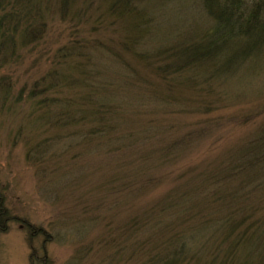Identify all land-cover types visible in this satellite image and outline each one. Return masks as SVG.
<instances>
[{
    "label": "rangeland",
    "instance_id": "1",
    "mask_svg": "<svg viewBox=\"0 0 264 264\" xmlns=\"http://www.w3.org/2000/svg\"><path fill=\"white\" fill-rule=\"evenodd\" d=\"M138 1L151 12L152 24L132 48L137 56L148 52L141 55L140 67L149 69L155 81L124 84L113 98L125 96L135 105L120 113L121 125L114 129L115 134L130 135L131 159L120 157L123 150L118 147L98 146L86 154L80 143L67 147L66 136L57 137V130L46 122L55 116L52 107L57 101L85 92V87L77 95L60 84L50 87L57 85L52 75L61 69L59 64L69 62L58 59L60 49L76 44L84 52L82 57L90 54L93 66L102 61L104 68L107 64L116 70L130 57L132 50L123 46L119 23H103L99 18L103 0H73L66 13L57 11L54 0H43L42 36L22 49L19 57L9 55L0 62V84L6 90L4 96L0 92V198L7 216L0 225V264H146L163 254L162 248H169L166 240L171 239L170 232L146 228L158 215L146 208L169 198L184 179L193 177L198 186L201 180L207 182L206 174L218 169L227 154L264 125V51L216 80L197 82L189 90L169 89L146 65L158 60L151 50L197 36L211 21L199 0ZM114 52L122 54L116 57ZM36 82H44L51 91H31ZM169 94L187 101L178 107L163 97ZM179 140L182 150L172 148ZM167 146L174 151L162 161L160 157L170 151ZM156 161L161 165L146 170L154 180L145 185V174L139 175L141 163L150 162L149 166ZM129 180L135 185L132 201L124 199L112 206L119 198L114 186ZM136 215H141L138 232L143 234L140 241L131 242L116 226L126 225ZM132 245L145 249L146 255H138Z\"/></svg>",
    "mask_w": 264,
    "mask_h": 264
},
{
    "label": "trees",
    "instance_id": "2",
    "mask_svg": "<svg viewBox=\"0 0 264 264\" xmlns=\"http://www.w3.org/2000/svg\"><path fill=\"white\" fill-rule=\"evenodd\" d=\"M5 1L6 4L3 5ZM52 1L49 0V3ZM72 1L54 0V4L57 11L66 13ZM136 1L103 0L99 16L103 23H119L123 33V46L128 52L132 50L129 52L130 57L124 62L125 65H121V70L104 64L106 70L102 61L96 63L98 66H93L91 61L89 62L90 54L88 58L82 57L84 52H81V47L76 44L60 49L58 59H68L69 62L59 64L61 69L52 75L57 85L51 83L50 87L63 85L67 91L74 90L76 95L80 88L85 87V92L80 93L79 97H64L57 101L55 107L49 105L48 107L55 110V116L46 122L49 128L57 130V137L60 134L66 136L67 147L80 143L81 152L84 154L90 149H99L98 146L108 147L109 150L112 146L111 148L118 147L123 150L120 157L131 159L133 155V151L127 149L132 146L130 135L121 131L115 134L114 129L121 125V117L118 116L135 105L129 104V98L125 96H121L119 100L113 98L124 84L141 86L155 81L154 78L151 79L149 69L144 67V71L143 67H140L143 65L142 56L149 55L148 52H139L140 55L137 56L132 48L140 37L148 34L152 24L151 12ZM199 1L211 21L209 26L197 36L176 40L151 50L158 60L146 64L155 70L158 79L164 81L169 89L177 87L182 91L180 86H184L189 90L190 87L195 88L197 82L205 84L216 80L226 73L239 70L248 60L259 58L264 51V0ZM0 2V62L3 63L9 55L19 57L22 49L42 36L46 15L43 0ZM114 54L120 57L122 53ZM72 83L74 85H71ZM44 90L51 91L44 82H36L31 89ZM5 91L4 85L0 84L3 96ZM163 97L175 101L178 107L187 101V98H184L183 102L176 94ZM39 105L46 107L42 102ZM145 140L148 141V138ZM181 145L182 141L179 140L177 146L171 147L182 150L184 146ZM167 148L170 151H165L160 157L162 161L174 151L168 146L165 150ZM148 164L150 162L146 165L145 162L143 165L141 163L140 167L139 175L145 174V185L154 180L146 170H149L150 166L157 168L161 165L157 161L147 166ZM218 166V169L206 174L208 180L204 182L205 185L204 180H201L202 185L198 186L195 179L189 177L178 185L169 198L163 197V200L152 203L150 209L146 208V212L158 214L155 222L152 220L153 224L147 220L146 223L150 224V227L146 228L157 227L161 234L171 233V239L166 240V246L169 248H162L165 252L159 256L156 252V258L153 257L154 259L148 260L146 264H263L264 125L249 136L241 147L227 154ZM134 180L122 181L114 186L113 191L119 198L112 202V206L118 202L120 204L124 199L132 201ZM182 186L183 189L180 190ZM2 202L0 198V225L7 217ZM140 216L128 218L126 225L116 226L121 227L122 231L130 236L131 242H137L136 239L142 237L143 233L138 232L141 231V225L138 226ZM133 237L135 239H132ZM139 245H132L133 251L140 256L146 255V250L140 249ZM33 258V254L30 255V261Z\"/></svg>",
    "mask_w": 264,
    "mask_h": 264
}]
</instances>
